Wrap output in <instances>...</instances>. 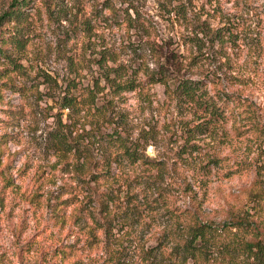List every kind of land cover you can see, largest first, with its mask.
Here are the masks:
<instances>
[{
	"label": "rangeland",
	"instance_id": "1",
	"mask_svg": "<svg viewBox=\"0 0 264 264\" xmlns=\"http://www.w3.org/2000/svg\"><path fill=\"white\" fill-rule=\"evenodd\" d=\"M11 2L0 0V17ZM2 42L19 64L0 57V264H174L165 233L180 211L199 200L220 221L253 203L264 184V0H30L22 19L0 21ZM183 78L222 106L191 153L184 128L198 118L174 91ZM66 93L81 103L64 106ZM114 132L132 149L139 140L142 156L123 148L116 161ZM212 256L203 264H264Z\"/></svg>",
	"mask_w": 264,
	"mask_h": 264
},
{
	"label": "trees",
	"instance_id": "2",
	"mask_svg": "<svg viewBox=\"0 0 264 264\" xmlns=\"http://www.w3.org/2000/svg\"><path fill=\"white\" fill-rule=\"evenodd\" d=\"M30 0H12L10 9L3 12L0 17L1 23L4 21H18L23 18L24 7L27 6ZM12 40V37H11ZM13 40L17 43V47H22L21 39L15 37ZM9 41V40H5ZM8 47L4 46L2 42L0 46V57L3 55L5 58H9L14 68H17L18 61L8 53ZM160 75L155 78L156 81H163L169 83V75L167 73L160 72ZM3 74L0 69V76ZM107 79L110 77L107 75ZM152 80L156 76L152 73ZM172 78V77H171ZM111 81V80H110ZM174 91L178 92L179 99L182 103H185L188 108H191L193 114L198 121L195 123L187 122L185 126L186 130V143H184V151L191 153L193 149H199L197 143L191 140L196 138L198 134L215 131L218 127V123L221 118V103L216 96L220 94H213L205 86V83L200 79L188 78L179 79ZM92 93V91H89ZM90 97V96H89ZM91 98V97H90ZM64 106H72L74 103H81L82 99H75V95L66 93L63 96ZM77 100V101H76ZM91 102L93 100L91 99ZM99 106L97 105V109ZM110 142L116 146L114 150L116 161L119 160V153L126 152L130 157H134V160L138 159L140 155V144L139 140H133L136 146L132 149L131 144L127 142V137L121 132H114L110 137ZM187 146H193L188 149ZM196 146V147H195ZM121 149V150H120ZM107 152L109 153L108 149ZM215 153L208 156L210 162H219V155ZM107 156H110L107 155ZM109 163L113 160L109 157ZM259 184V183H257ZM264 184L260 183L257 189L250 190V201L249 204H244L240 207H233L229 210V216L224 219L210 220L204 218L200 213L201 202L197 200V204L193 205L192 208L185 209L188 214L184 211H180L177 214V223L172 230L166 232L165 237L168 241L165 244L167 247L172 248L171 252L175 254L174 264H186L189 260L193 264H203L204 260H210L217 250L224 253H236L237 255L264 259V231L260 224H258L255 217V211L257 205L262 204L261 198H264ZM185 216V219L182 216ZM181 216V217H180ZM225 240V241H223ZM217 241L222 246L217 245ZM170 244V245H169ZM213 246V248L211 247ZM214 247H216L215 249ZM66 253V249L64 248ZM217 259V258H216ZM233 259V258H232ZM223 263V262H222ZM221 263V264H222ZM150 264H153L150 263ZM166 264V263H160ZM236 264H239L238 262ZM240 264H251V263H240ZM254 264V261L252 262Z\"/></svg>",
	"mask_w": 264,
	"mask_h": 264
}]
</instances>
